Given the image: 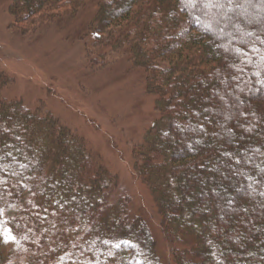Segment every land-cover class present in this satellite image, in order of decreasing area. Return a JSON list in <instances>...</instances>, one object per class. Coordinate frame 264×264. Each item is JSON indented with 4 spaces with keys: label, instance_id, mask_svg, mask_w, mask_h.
Masks as SVG:
<instances>
[{
    "label": "trees",
    "instance_id": "obj_1",
    "mask_svg": "<svg viewBox=\"0 0 264 264\" xmlns=\"http://www.w3.org/2000/svg\"><path fill=\"white\" fill-rule=\"evenodd\" d=\"M84 1L10 9L27 31ZM147 1L103 0L95 36L139 41L170 17ZM173 1L184 28L162 32L164 50L137 51L157 118L134 149L136 175L191 264H264V0ZM57 129L20 104L0 109V264H162L145 225L121 224L125 195L110 202L103 165Z\"/></svg>",
    "mask_w": 264,
    "mask_h": 264
},
{
    "label": "rangeland",
    "instance_id": "obj_2",
    "mask_svg": "<svg viewBox=\"0 0 264 264\" xmlns=\"http://www.w3.org/2000/svg\"><path fill=\"white\" fill-rule=\"evenodd\" d=\"M102 1L85 0L76 11L57 13L49 22L24 31L13 22L14 0H0V109L20 104L82 140L91 163L103 165L113 178L110 202L125 195L121 224L145 225L154 256L162 264H191V244L172 240L162 229L154 199L136 175L134 150L157 118L155 96L147 89L137 51L155 41L164 50L162 32H181L186 22L173 0H148L170 17L141 26L139 41L111 47L104 35L95 36ZM170 58L155 61L167 64ZM261 77L264 96V74Z\"/></svg>",
    "mask_w": 264,
    "mask_h": 264
}]
</instances>
